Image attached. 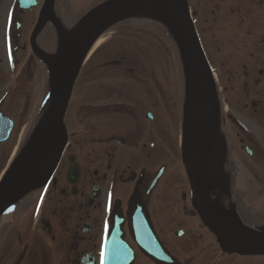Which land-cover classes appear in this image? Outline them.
<instances>
[{
  "label": "flooded vegetation",
  "instance_id": "obj_1",
  "mask_svg": "<svg viewBox=\"0 0 264 264\" xmlns=\"http://www.w3.org/2000/svg\"><path fill=\"white\" fill-rule=\"evenodd\" d=\"M247 1L251 50L229 62L227 85L221 94L215 90L214 135L223 157L217 173L202 175L203 190L194 191L181 157L184 97L182 110L166 104L158 112L163 99L153 100L150 84L124 69L126 59L104 60L94 68L95 88L80 91L89 99L70 122L74 132L66 112L67 144L50 179L0 213V264H104L116 226L120 233L109 250L129 249L130 264H264V255L222 251L203 221L228 226L237 220L264 233V168L242 164L235 144L248 159L264 158V0ZM44 2L0 0V134L9 129L0 142V177L24 148L22 130L36 127L50 105V73L34 48L53 52L65 12L53 0L54 17L39 24ZM114 66L131 83L115 85L118 71L105 70ZM22 84L29 92L20 111ZM249 87L257 93L249 105L224 104L222 93Z\"/></svg>",
  "mask_w": 264,
  "mask_h": 264
},
{
  "label": "water",
  "instance_id": "obj_2",
  "mask_svg": "<svg viewBox=\"0 0 264 264\" xmlns=\"http://www.w3.org/2000/svg\"><path fill=\"white\" fill-rule=\"evenodd\" d=\"M44 4L39 24L46 16L54 17L53 0H45ZM142 9L152 11L161 19L160 23L175 37L182 57L188 99L186 118L182 126L181 157L194 191L203 190L201 155L209 133L214 135L217 105L211 70L196 35L187 0H104L82 16L71 37L63 43L59 54L50 55L41 52L36 46L34 48L35 54L48 66L51 73V108L0 180V213L24 192L45 183L57 166L66 144L64 112L75 78L93 39L113 23L133 16L140 17L138 15ZM8 131L0 134V142L6 139ZM42 166L45 170H40ZM195 199L201 200L197 197ZM202 207H197L200 215L204 214ZM203 221L217 236L222 251L264 255V233L251 232L237 220L228 226H223V223H210L205 218ZM119 233L118 227H114L105 242L104 264H130L132 261L133 255L129 249L124 248L116 254L109 250L113 238Z\"/></svg>",
  "mask_w": 264,
  "mask_h": 264
},
{
  "label": "rangeland",
  "instance_id": "obj_3",
  "mask_svg": "<svg viewBox=\"0 0 264 264\" xmlns=\"http://www.w3.org/2000/svg\"><path fill=\"white\" fill-rule=\"evenodd\" d=\"M59 1L62 4V10L65 12V19L63 20V23H65L64 33L68 35H72L76 21L84 11L92 5L101 2V0ZM188 6L190 12H193L192 20L199 37L200 46H202L208 63L211 66L215 85H217V93L221 94V90L227 85L226 71L229 62L234 60L240 61L245 56L247 58L249 56L247 52L251 50L247 44L251 41V17L248 1L188 0ZM98 37L101 39V44L99 43L100 47L88 60L89 62L84 63L80 69V74L75 81L74 90L72 91L74 94L69 101L70 106L66 111V121L69 124L70 131H75L70 122H75L73 118L78 117L76 114L77 109L80 110V107L86 105L89 99L85 101V98H80V91L85 88H95L96 81H93V78H95L96 71L94 68L104 62V60L126 59V67L125 61H123L124 69H135L134 73L138 74L139 78L144 79V83L150 84V88L153 89L151 95L153 100L158 98L163 99L158 106L160 108L158 112L164 111L166 104L171 108L172 112L176 111L177 108L182 110L180 101L183 95L186 101V76H184V67L182 59L178 54L175 37H173L163 23L154 19L132 17V19H124L122 22L113 24L111 27L102 30V33ZM52 39H54L53 43L55 44V47H53L54 51L59 50L63 45L62 38L60 35H56ZM119 69L121 68L114 66L105 70L108 71L107 73L118 71L114 75L115 85L120 86L123 83L124 85L131 83L126 78V75H122L119 72ZM126 71L130 74L128 70ZM235 79L236 84L239 85V78L236 77ZM28 87V85L24 84L18 87V91L21 93L19 96L20 111L26 105L25 101L29 92ZM36 94L31 95L32 99H36ZM222 95V99L225 101L224 104H231V106L233 104L234 106L239 104L249 105L251 100L257 98V93L250 87L246 92L238 88L233 92L227 90ZM231 100L234 103H230ZM92 117L97 118V115L93 114ZM26 122V118L21 119L22 129L24 127L23 124ZM177 122L179 123V120ZM77 123L79 124L78 121ZM82 123L80 122V124ZM94 124L97 125V121ZM34 129L35 126L30 132H23L24 129L22 130L24 146L33 135ZM179 129L180 127L178 130H175V136L180 132ZM77 130H82V128H77ZM248 132L251 133L249 129ZM252 136L257 142L260 140L253 134ZM235 144L237 154L241 156L240 162L242 164H245L249 168L251 163H255L258 169L264 168V158L254 157L252 160L251 158L248 159L242 151L240 144L236 141ZM221 157L223 156H220V161ZM242 167L244 168L243 165Z\"/></svg>",
  "mask_w": 264,
  "mask_h": 264
},
{
  "label": "bare ground",
  "instance_id": "obj_4",
  "mask_svg": "<svg viewBox=\"0 0 264 264\" xmlns=\"http://www.w3.org/2000/svg\"><path fill=\"white\" fill-rule=\"evenodd\" d=\"M138 16L147 18V19H154L156 21H161L160 18H158L154 13H152V11L150 12V10L148 9H142L140 14ZM64 35H62V43H64L66 40H68L71 35H68L66 33L63 32ZM101 42V39H97L96 37L94 38V43H93V47L92 49L98 45ZM91 49V50H92ZM90 53V52H89ZM205 148L203 150L202 153V158H201V166H202V174L205 177L210 178L212 173H217L219 170V161H220V156L221 155V151H220V147L217 144V140L215 138V135H212V133H209L208 139L206 141L205 144Z\"/></svg>",
  "mask_w": 264,
  "mask_h": 264
},
{
  "label": "snow or ice",
  "instance_id": "obj_5",
  "mask_svg": "<svg viewBox=\"0 0 264 264\" xmlns=\"http://www.w3.org/2000/svg\"><path fill=\"white\" fill-rule=\"evenodd\" d=\"M101 255H102V258H103V252L101 253Z\"/></svg>",
  "mask_w": 264,
  "mask_h": 264
}]
</instances>
